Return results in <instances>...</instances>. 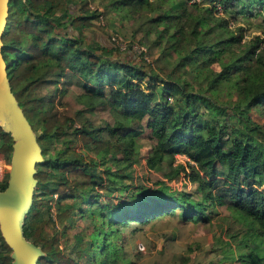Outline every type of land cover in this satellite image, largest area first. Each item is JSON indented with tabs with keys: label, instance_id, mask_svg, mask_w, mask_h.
<instances>
[{
	"label": "trees",
	"instance_id": "trees-1",
	"mask_svg": "<svg viewBox=\"0 0 264 264\" xmlns=\"http://www.w3.org/2000/svg\"><path fill=\"white\" fill-rule=\"evenodd\" d=\"M112 11L130 20L126 49L111 35L84 43L83 29L105 32ZM256 14L264 27V0L9 1L1 55L43 158L22 226L43 251L37 264H132L122 230L177 217V209L184 221L206 222L208 206L224 207L264 236V123L252 115L264 112V39L245 43V28L226 17ZM132 44L146 51L138 56ZM224 89L239 100L228 106L208 96ZM66 135L74 147L52 153V141ZM12 144L0 127L7 160ZM176 154L195 165L174 166ZM142 160L150 186L114 197L109 181L127 189V166ZM182 173L197 199L169 190L167 180ZM11 253L0 231V264H12ZM240 260L264 264V249Z\"/></svg>",
	"mask_w": 264,
	"mask_h": 264
},
{
	"label": "rangeland",
	"instance_id": "rangeland-1",
	"mask_svg": "<svg viewBox=\"0 0 264 264\" xmlns=\"http://www.w3.org/2000/svg\"><path fill=\"white\" fill-rule=\"evenodd\" d=\"M206 2L208 3V1ZM75 13L77 10L72 9L71 14L74 15ZM231 15H233L232 12ZM259 16L256 14V16L238 17L237 20L232 18L233 16L226 17L231 20L230 24L235 22L245 28L242 41L247 43L255 36L264 39V27L261 26L263 21ZM106 18H108V22L105 32H102L98 27L83 29V36L87 39L84 40V43L90 40L95 46L102 43L100 40L102 36L109 38L111 35L115 37V32L122 39L129 36L125 26L130 24V20H121L115 11L108 13ZM92 23L98 25L101 22L92 19ZM213 67L218 69L217 65H213ZM190 82L196 83L195 80H190ZM208 96L217 103L228 106L239 100L237 92L233 89H224L215 96L209 94ZM252 115L264 123V112L254 108ZM72 137L73 135H66L59 141L53 140L51 152L63 151L66 146L74 147L75 142L70 141ZM77 149L82 151L80 146L76 147ZM6 161L8 166L5 169V174L8 175L10 159H6ZM99 163L100 159H97V170L104 167L103 164ZM110 166L112 165L110 164ZM118 167L117 164H114V169H118ZM126 172L132 176L129 182L126 181L127 184L130 183L125 186L127 189L117 188L118 186L113 180L109 181V187H116L112 192L114 197H120L127 192L128 195H131V193H136L140 187L150 186V176L145 161L132 163L131 166H127ZM111 179H115V177L111 176ZM181 182L176 180L167 183L169 190L178 194L192 192L193 198L199 197L194 183ZM210 211L211 207L208 206L206 213L209 221L206 222L184 221L180 216V210L177 209V217H164L142 226L141 229L129 227L122 230L121 235L124 238L122 243L127 257L133 261L132 264H241L240 255L242 253H248L252 248L261 251L264 249V236L260 235L261 229L257 225L224 207H217L216 213ZM77 223L81 224V221L78 220ZM65 253H71V249H65Z\"/></svg>",
	"mask_w": 264,
	"mask_h": 264
},
{
	"label": "water",
	"instance_id": "water-1",
	"mask_svg": "<svg viewBox=\"0 0 264 264\" xmlns=\"http://www.w3.org/2000/svg\"><path fill=\"white\" fill-rule=\"evenodd\" d=\"M9 1L0 0V127L10 133L13 144L7 186L0 191V231L12 250V264H37L43 251L26 240L22 226L32 204L35 165L42 161V155L37 136L11 91L1 55Z\"/></svg>",
	"mask_w": 264,
	"mask_h": 264
},
{
	"label": "built area",
	"instance_id": "built-area-1",
	"mask_svg": "<svg viewBox=\"0 0 264 264\" xmlns=\"http://www.w3.org/2000/svg\"><path fill=\"white\" fill-rule=\"evenodd\" d=\"M113 40L115 41V43L119 46L120 50H125L126 46H127V38L126 39H122L121 37H112ZM132 48L133 50L137 53V55L139 56L140 54H142L143 52L146 51V49L143 46H139L138 44H132ZM184 165L185 167H188V165H195V162H193L191 159H189V157H187L185 154H176L174 157V162L173 165ZM7 161L6 158L2 156V154H0V185L3 183L4 177H5V169L7 168ZM185 176L182 173L180 175V177L176 178V179H172V180H167V183L169 184V182H174L176 180L178 181H182L181 183L185 182ZM55 212L53 211V214Z\"/></svg>",
	"mask_w": 264,
	"mask_h": 264
},
{
	"label": "crops",
	"instance_id": "crops-1",
	"mask_svg": "<svg viewBox=\"0 0 264 264\" xmlns=\"http://www.w3.org/2000/svg\"><path fill=\"white\" fill-rule=\"evenodd\" d=\"M100 40L102 41V42H106V39L102 36L101 38H100ZM1 154V153H0ZM2 156L4 157V155L2 154ZM187 222H189V221H187Z\"/></svg>",
	"mask_w": 264,
	"mask_h": 264
}]
</instances>
